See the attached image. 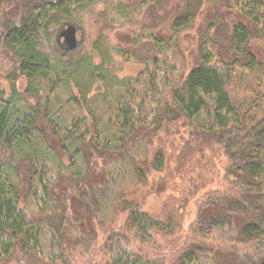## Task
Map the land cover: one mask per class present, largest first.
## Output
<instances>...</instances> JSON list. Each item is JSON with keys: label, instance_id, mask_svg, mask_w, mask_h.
<instances>
[{"label": "trees", "instance_id": "trees-1", "mask_svg": "<svg viewBox=\"0 0 264 264\" xmlns=\"http://www.w3.org/2000/svg\"><path fill=\"white\" fill-rule=\"evenodd\" d=\"M98 1L25 0L3 21L0 46L10 64L0 69L7 85L0 80V261L21 253L46 264H162L138 247L153 244L156 232L173 234L177 221L152 216L126 195L108 199L107 172L99 183L84 173L95 151H119L144 182L143 161L134 157L138 138L181 123L219 148L227 191L224 207L198 215L177 264H264V60L252 48L264 40V0H221L229 26L218 35L215 20L206 22L187 69L175 54L168 57L173 46L148 36L154 54L141 56L145 65L131 78L113 73L98 42V64L89 55L67 63L51 45L52 28L77 22ZM184 1L171 21L175 32L195 22L191 0ZM97 78L105 91L91 94ZM71 85L80 101L71 96L67 103L83 102L88 114L67 122L56 95ZM16 151L17 160L5 159ZM60 152L69 165L65 180ZM164 160L156 151L152 169L161 170ZM23 200L36 206L34 214Z\"/></svg>", "mask_w": 264, "mask_h": 264}, {"label": "rangeland", "instance_id": "rangeland-1", "mask_svg": "<svg viewBox=\"0 0 264 264\" xmlns=\"http://www.w3.org/2000/svg\"><path fill=\"white\" fill-rule=\"evenodd\" d=\"M4 1L0 12V37L5 18L18 14L25 0ZM190 4L196 14L193 26L175 32L171 29V21L186 6L184 0H100L91 8L79 13L77 22L85 30V37L79 49L73 55L63 56L59 55L58 50L54 51L67 63L89 55L92 61L98 64L102 58L93 46V43L98 42L102 52L109 56L113 73L118 78H131L136 76L145 65L141 56L154 54V45L147 39L148 36H153L173 46L168 57L172 58L175 54L176 63L181 64L184 61L187 69L196 56L197 37L206 22L209 19L215 20V30L218 35L225 33L229 26L221 0H191ZM56 27L52 28V46ZM252 48L264 60V40H253ZM8 60L10 59L0 46L2 73H5V67L10 64ZM0 80L7 90L4 76ZM89 88L91 94H102L105 91L103 83L98 78L91 81ZM79 93V90L71 85L56 95L67 122L88 114V108L82 104L83 102L74 106L67 103L71 96H75L80 101ZM46 134L52 147L58 149L55 138L48 130ZM138 141L139 154L134 157L137 162L143 161L141 165L145 172L144 182L138 181L135 171L127 168L122 159L124 154L119 151L105 154L95 151L89 160L90 166L85 171L84 177L98 182L102 177L101 174L107 172L109 183L106 185L105 193L108 199L126 195L139 203L152 216L161 220L177 221L173 234L156 232L153 244H140L138 247L152 260L161 259L162 264H177L178 254L186 244L193 242L191 227L198 215L207 216L214 212L220 207V198L226 194L227 184L222 178L225 157L217 146L204 140L199 131L194 132L190 125L183 126L181 123L170 125L151 137H139ZM156 151H161L165 157L163 167L159 171L152 169L150 164L152 155ZM19 154L20 151H16L14 155L5 154V159L14 162ZM59 157L61 159L59 171L61 178L65 180L68 174L70 175L69 165L62 152L59 153ZM93 164L95 166L92 169ZM121 173H123L122 177ZM21 206L30 215L36 212V206L31 202L27 203L23 200ZM78 252L74 249L70 254L80 260L82 256L80 254L79 258ZM224 254L226 253H223V256L219 255V258L224 257ZM0 264L46 263L20 253L8 262L0 261Z\"/></svg>", "mask_w": 264, "mask_h": 264}, {"label": "water", "instance_id": "water-1", "mask_svg": "<svg viewBox=\"0 0 264 264\" xmlns=\"http://www.w3.org/2000/svg\"><path fill=\"white\" fill-rule=\"evenodd\" d=\"M77 33L79 36L77 37ZM85 30L75 21H63L55 30L53 48L59 51V55H73L83 43Z\"/></svg>", "mask_w": 264, "mask_h": 264}]
</instances>
